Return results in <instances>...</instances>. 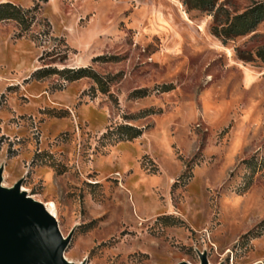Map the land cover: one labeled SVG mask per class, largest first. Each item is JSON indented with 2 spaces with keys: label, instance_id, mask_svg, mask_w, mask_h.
<instances>
[{
  "label": "rangeland",
  "instance_id": "1",
  "mask_svg": "<svg viewBox=\"0 0 264 264\" xmlns=\"http://www.w3.org/2000/svg\"><path fill=\"white\" fill-rule=\"evenodd\" d=\"M6 3L1 185L71 233L64 259L264 264V22L221 42L183 0Z\"/></svg>",
  "mask_w": 264,
  "mask_h": 264
},
{
  "label": "water",
  "instance_id": "2",
  "mask_svg": "<svg viewBox=\"0 0 264 264\" xmlns=\"http://www.w3.org/2000/svg\"><path fill=\"white\" fill-rule=\"evenodd\" d=\"M1 173L0 264H72L63 257L71 233L63 238L55 218L20 190V182L3 187ZM198 259L207 264L204 253Z\"/></svg>",
  "mask_w": 264,
  "mask_h": 264
},
{
  "label": "trees",
  "instance_id": "3",
  "mask_svg": "<svg viewBox=\"0 0 264 264\" xmlns=\"http://www.w3.org/2000/svg\"><path fill=\"white\" fill-rule=\"evenodd\" d=\"M216 0H183V4L191 10L211 13L212 21L209 26L210 34L221 42L231 40L235 37L246 35L254 30L261 22H264V2L255 4L240 14L230 15L222 7H215ZM20 12L10 4L0 5V20L13 19L20 22ZM255 57L264 63V48L255 52ZM238 58L244 60L241 55ZM90 78L97 82V78L91 71L78 69L72 73L73 79ZM125 136L132 139L139 135L138 132Z\"/></svg>",
  "mask_w": 264,
  "mask_h": 264
},
{
  "label": "bare ground",
  "instance_id": "4",
  "mask_svg": "<svg viewBox=\"0 0 264 264\" xmlns=\"http://www.w3.org/2000/svg\"><path fill=\"white\" fill-rule=\"evenodd\" d=\"M48 212V211H47ZM49 214H51L52 216H54L52 213L48 212Z\"/></svg>",
  "mask_w": 264,
  "mask_h": 264
}]
</instances>
